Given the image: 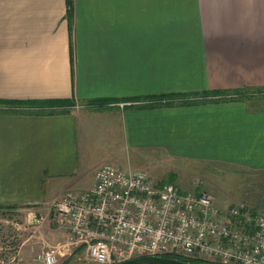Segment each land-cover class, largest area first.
Instances as JSON below:
<instances>
[{
    "label": "crops",
    "instance_id": "0c3cea01",
    "mask_svg": "<svg viewBox=\"0 0 264 264\" xmlns=\"http://www.w3.org/2000/svg\"><path fill=\"white\" fill-rule=\"evenodd\" d=\"M72 4L70 21L67 0H0V98H75L63 112L0 111V202L52 201L112 162L199 181L222 207L244 190L214 174L242 175L245 201L264 210V99H133L263 87L264 0Z\"/></svg>",
    "mask_w": 264,
    "mask_h": 264
},
{
    "label": "built area",
    "instance_id": "2783aa9c",
    "mask_svg": "<svg viewBox=\"0 0 264 264\" xmlns=\"http://www.w3.org/2000/svg\"><path fill=\"white\" fill-rule=\"evenodd\" d=\"M50 216L68 240L40 253L44 264H55L74 246L93 264L167 253L264 264V210L244 200L222 207L199 181L186 189L145 168L102 163L92 186L67 189L52 201Z\"/></svg>",
    "mask_w": 264,
    "mask_h": 264
},
{
    "label": "rangeland",
    "instance_id": "374dc122",
    "mask_svg": "<svg viewBox=\"0 0 264 264\" xmlns=\"http://www.w3.org/2000/svg\"><path fill=\"white\" fill-rule=\"evenodd\" d=\"M224 174L232 175L233 173L214 174V177L219 178L220 188H229L235 194L244 190L242 199L238 200L245 201V179L242 175L228 177ZM168 180L176 184L180 183V181L179 183L175 182L174 178H168ZM193 188L194 186L189 189ZM52 201L35 203L31 206L24 203L0 202V264H44L38 258L39 254L68 240L67 231L59 227L50 216ZM13 204L18 205L17 207L10 206ZM40 216L43 218L41 219ZM64 262L67 264H93L85 249L75 248V246L71 253L59 254L55 264Z\"/></svg>",
    "mask_w": 264,
    "mask_h": 264
},
{
    "label": "trees",
    "instance_id": "16d2710c",
    "mask_svg": "<svg viewBox=\"0 0 264 264\" xmlns=\"http://www.w3.org/2000/svg\"><path fill=\"white\" fill-rule=\"evenodd\" d=\"M68 2V16L72 21L73 4L72 0ZM72 24V23H71ZM133 99L145 100L147 105H175V104H189L200 101L211 100H230V99H264V86H245L234 89H210L203 91H189V92H171L160 93L148 96H137ZM115 100L112 97H97L90 100L91 103L103 104L107 101ZM75 103L74 97H51V98H0V111L6 112H31L38 114H51L56 112L66 111L67 106ZM1 206V205H0ZM17 207V205H10ZM83 248V247H80ZM166 256H173L187 260H199L198 258H191L175 253L164 254ZM62 264H67L64 262ZM150 264V263H144Z\"/></svg>",
    "mask_w": 264,
    "mask_h": 264
},
{
    "label": "water",
    "instance_id": "95a60500",
    "mask_svg": "<svg viewBox=\"0 0 264 264\" xmlns=\"http://www.w3.org/2000/svg\"><path fill=\"white\" fill-rule=\"evenodd\" d=\"M235 264L209 260H187L161 254H145L132 257L112 264Z\"/></svg>",
    "mask_w": 264,
    "mask_h": 264
}]
</instances>
